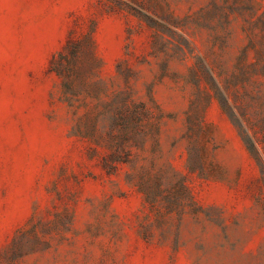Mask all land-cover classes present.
I'll return each instance as SVG.
<instances>
[{
    "label": "rangeland",
    "instance_id": "rangeland-1",
    "mask_svg": "<svg viewBox=\"0 0 264 264\" xmlns=\"http://www.w3.org/2000/svg\"><path fill=\"white\" fill-rule=\"evenodd\" d=\"M124 1L0 0V264H264V0ZM74 49L141 104L131 161L78 130Z\"/></svg>",
    "mask_w": 264,
    "mask_h": 264
},
{
    "label": "trees",
    "instance_id": "trees-1",
    "mask_svg": "<svg viewBox=\"0 0 264 264\" xmlns=\"http://www.w3.org/2000/svg\"><path fill=\"white\" fill-rule=\"evenodd\" d=\"M108 1L121 8L125 7L124 5L129 6L124 0ZM129 7L139 13L143 11V15L149 10L144 4L135 3ZM78 53L79 49L72 50L70 54L61 52L53 60L57 71L67 79L71 94L77 95L75 103L78 102L79 107H85L79 118L78 130L92 137L97 144L110 148L113 161H131L134 146L139 139L146 137L143 134V128L147 124L143 116L145 112L136 101L122 99L121 91L111 93L107 82L93 78L92 69L80 76ZM78 81L83 87V92L73 93L74 83ZM185 188L188 189L187 186Z\"/></svg>",
    "mask_w": 264,
    "mask_h": 264
}]
</instances>
